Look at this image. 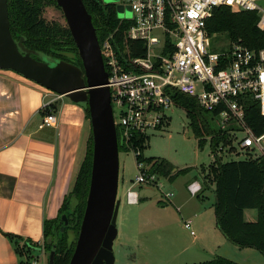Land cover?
<instances>
[{"label":"built area","instance_id":"built-area-1","mask_svg":"<svg viewBox=\"0 0 264 264\" xmlns=\"http://www.w3.org/2000/svg\"><path fill=\"white\" fill-rule=\"evenodd\" d=\"M123 1L133 13L126 37L143 42L146 54L122 56L121 62L110 39L100 45L114 121L125 147L140 156V147L134 149L133 140L138 134L146 136L148 131L162 127L165 110L177 106L171 95L177 90L196 98L203 110L215 111L218 128L225 130L233 122L239 126L231 131L237 139L232 146L251 150L254 158L264 157V133L255 134L244 120L248 96L259 102L264 115V47L250 49L233 43L228 49L213 50L212 35L207 30V22L219 6L257 11V26L264 30V0ZM44 123L55 124L56 115L47 114ZM238 132L243 135L235 137ZM224 150L223 145L219 147V152ZM144 164L138 162L139 174L127 190L129 204L140 202L135 185L156 181V175ZM188 190L196 195L202 184L192 181ZM185 227L191 228V220L185 222ZM191 234L196 232L191 230ZM31 264H40L39 256Z\"/></svg>","mask_w":264,"mask_h":264},{"label":"trees","instance_id":"trees-1","mask_svg":"<svg viewBox=\"0 0 264 264\" xmlns=\"http://www.w3.org/2000/svg\"><path fill=\"white\" fill-rule=\"evenodd\" d=\"M88 11L92 14L97 36L102 45L110 39L114 48L122 56H144L146 46L141 41L129 40L126 37L131 21L118 16L116 3H106L104 0H83ZM55 4L56 0H8L10 28L15 40L25 37V45L31 49L43 51L51 59H63L82 67V60L73 36L68 26L58 23L49 24L43 18V10L47 5ZM59 7V6H58ZM60 8V7H59ZM259 13L257 11L234 10L229 6L216 7L213 16L207 22L210 35L226 32L232 43H242L250 49L264 47V30L257 26ZM39 59V56L34 55ZM174 103L183 107L190 116L195 135L203 133L211 135V152L215 160L209 164L204 175L205 182L215 184V215L218 228L235 245L240 247H253L264 254V157H252L251 150H244L245 159L223 161L219 156V147L232 146V130L239 129L234 122L225 130L212 128L196 98L180 91L171 93ZM245 123L257 135L264 133V115L260 112V104L250 96L246 97ZM86 110V109H85ZM55 112L54 105L45 107V114ZM208 112V111H206ZM87 120L90 122L89 110H86ZM210 113V112H209ZM213 117L215 111L211 112ZM119 152L129 150L122 143L120 130L117 128ZM146 136L136 135L133 147H140L141 154L137 156L138 162H147L154 170L169 172L173 165L167 160H154L145 158ZM205 142V139L202 141ZM230 152H236L232 146ZM93 158L92 130L87 140L85 157L79 167L74 185L60 209L59 215L54 219L44 220V248L51 252L56 248L55 264H69L75 250L81 222L84 216L86 201L89 193ZM247 209H257L258 217L254 221L245 219ZM66 215L68 224L62 219ZM64 227V230H62ZM70 231L74 234L71 239ZM13 243L20 264H31L37 257L31 254V249L40 243L17 234L6 233ZM205 264H238L223 257Z\"/></svg>","mask_w":264,"mask_h":264},{"label":"rangeland","instance_id":"rangeland-1","mask_svg":"<svg viewBox=\"0 0 264 264\" xmlns=\"http://www.w3.org/2000/svg\"><path fill=\"white\" fill-rule=\"evenodd\" d=\"M117 13L123 10L121 19L132 17L129 4L116 2ZM130 12V13H127ZM43 18L49 23L67 26L65 16L55 4L47 5ZM232 43L226 32L211 37V49L230 48ZM161 128L146 134L143 156L154 160L165 159L173 165L169 172L154 170L156 181L135 185L140 195L138 204H129L127 190L139 174L136 153L133 149L120 151V173L118 196L121 205L117 218L118 235L114 241L115 264H205L223 257L238 264H264V254L253 247H240L232 243L218 228L215 215V184L205 182L204 175L209 164L215 160L211 152V135L190 134L191 119L183 107L173 106L165 110ZM212 128L218 127V120L210 112H203ZM90 122H87V134ZM243 135L242 132L236 136ZM205 139V142L202 141ZM237 139L233 138V144ZM229 147V146H227ZM224 146L219 152L223 161L245 159L247 154L241 145L236 152ZM228 149V150H227ZM198 181L202 190L193 195L188 184ZM257 209H247L245 219L254 221ZM191 220V228L185 222ZM191 230L196 235L191 234ZM71 239L74 234L70 231ZM31 249L39 256L40 264H48L49 252L43 241ZM32 262V261H31Z\"/></svg>","mask_w":264,"mask_h":264},{"label":"crops","instance_id":"crops-1","mask_svg":"<svg viewBox=\"0 0 264 264\" xmlns=\"http://www.w3.org/2000/svg\"><path fill=\"white\" fill-rule=\"evenodd\" d=\"M56 123H44L46 104ZM86 110L14 70L0 69V264H20L6 233L44 239L87 149ZM90 132V128H89Z\"/></svg>","mask_w":264,"mask_h":264},{"label":"water","instance_id":"water-1","mask_svg":"<svg viewBox=\"0 0 264 264\" xmlns=\"http://www.w3.org/2000/svg\"><path fill=\"white\" fill-rule=\"evenodd\" d=\"M117 1L104 0L106 3ZM56 3L76 43L82 67L63 59H51L43 51L27 47L24 36L15 40L10 28L8 0H0V69L14 70L89 110L93 141L91 180L69 264H115L114 241L118 235L121 205L118 196L120 152L108 72L92 14L84 1L56 0ZM122 12L119 10L118 16ZM189 129L195 136L192 126ZM62 219L67 225V216L63 215ZM55 255L53 247L48 264H55Z\"/></svg>","mask_w":264,"mask_h":264},{"label":"flooded vegetation","instance_id":"flooded-vegetation-1","mask_svg":"<svg viewBox=\"0 0 264 264\" xmlns=\"http://www.w3.org/2000/svg\"><path fill=\"white\" fill-rule=\"evenodd\" d=\"M63 228V227H62Z\"/></svg>","mask_w":264,"mask_h":264}]
</instances>
